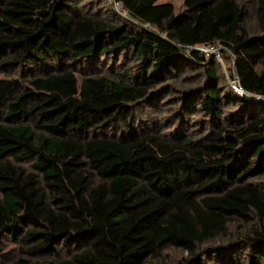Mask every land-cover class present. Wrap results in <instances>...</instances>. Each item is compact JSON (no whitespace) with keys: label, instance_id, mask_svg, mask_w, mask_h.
I'll use <instances>...</instances> for the list:
<instances>
[{"label":"trees","instance_id":"16d2710c","mask_svg":"<svg viewBox=\"0 0 264 264\" xmlns=\"http://www.w3.org/2000/svg\"><path fill=\"white\" fill-rule=\"evenodd\" d=\"M88 1L0 0L7 264H264V0Z\"/></svg>","mask_w":264,"mask_h":264},{"label":"rangeland","instance_id":"374dc122","mask_svg":"<svg viewBox=\"0 0 264 264\" xmlns=\"http://www.w3.org/2000/svg\"><path fill=\"white\" fill-rule=\"evenodd\" d=\"M242 3L246 4L247 10H248V17L246 20V26L251 30V31H256V16H255V4L256 0H240ZM158 3H171L173 4L175 11L177 13L182 12L185 10V0H157ZM87 7L88 11L92 12H99L102 14H107L111 13L117 14L129 23H135L134 20L131 18L129 13L123 9L121 4L117 0H89L88 3L85 4ZM199 49L207 54L208 56H211L218 61L219 65V70L224 77L225 82L229 83L232 87L236 85L239 80L238 77L235 75V79L231 78V75L235 74L234 72V64L232 61H226L223 58V48L221 45H216V46H200ZM264 71V63L260 67ZM18 75L16 71L12 72H0V78H6V77H15ZM249 96H252L253 98H259L255 95L248 94ZM258 100V99H257ZM259 100H264V97ZM162 111L160 114L162 115H167L169 112L165 110V107H162ZM139 113L145 114V113H157L153 110L150 109H145V110H138ZM0 263L1 264H7L11 260L16 259L18 256L21 255V252L19 250L18 244L12 240L8 236H3L0 237ZM183 254L180 251L177 250H167L165 252V260L166 262H162L161 260H156L152 262V264H164V263H174L176 262L178 258H181ZM185 256V255H184ZM183 256V257H184Z\"/></svg>","mask_w":264,"mask_h":264},{"label":"built area","instance_id":"2783aa9c","mask_svg":"<svg viewBox=\"0 0 264 264\" xmlns=\"http://www.w3.org/2000/svg\"><path fill=\"white\" fill-rule=\"evenodd\" d=\"M233 88H235L239 93L245 94V91L241 88L239 82L236 85H234Z\"/></svg>","mask_w":264,"mask_h":264},{"label":"water","instance_id":"95a60500","mask_svg":"<svg viewBox=\"0 0 264 264\" xmlns=\"http://www.w3.org/2000/svg\"><path fill=\"white\" fill-rule=\"evenodd\" d=\"M257 97H259V98H255V99H258V100H259V99H262V97H261V96H257Z\"/></svg>","mask_w":264,"mask_h":264}]
</instances>
